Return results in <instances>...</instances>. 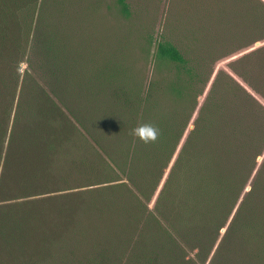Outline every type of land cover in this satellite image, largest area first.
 <instances>
[{
	"label": "trees",
	"instance_id": "obj_1",
	"mask_svg": "<svg viewBox=\"0 0 264 264\" xmlns=\"http://www.w3.org/2000/svg\"><path fill=\"white\" fill-rule=\"evenodd\" d=\"M40 6L39 0H0V264H203L261 153H237L242 147L238 125L229 133L225 130L219 103L207 106L204 101L191 125L192 111L176 115L164 110L160 183L168 174L160 185V219L148 210L141 222L138 211L145 213V208L130 216L127 206L110 196L106 207L92 195L94 190L84 189L95 184L91 178L102 176L99 167L92 162L73 161L72 167L57 163L63 144L80 127H88L63 92L47 90L28 69L22 76L21 64L30 63V53L40 45L48 58L54 41L52 35L43 46L38 38L34 23L37 16L41 19ZM122 11L128 13L125 5ZM156 56L175 65L177 79L169 90L179 100L193 94L197 103L202 89L184 53L163 39ZM79 166L86 171L77 170ZM259 173L220 243L227 254L218 248L211 264H264V257L248 243L256 232L264 243V217L258 220L264 206L257 205L254 195ZM76 175L84 183H76ZM107 212L117 219L115 230L99 228L101 234L93 235L90 216ZM201 216L205 223L199 222ZM235 236L245 244L248 260L236 256Z\"/></svg>",
	"mask_w": 264,
	"mask_h": 264
},
{
	"label": "rangeland",
	"instance_id": "obj_2",
	"mask_svg": "<svg viewBox=\"0 0 264 264\" xmlns=\"http://www.w3.org/2000/svg\"><path fill=\"white\" fill-rule=\"evenodd\" d=\"M39 5L41 19L37 16L34 23L38 38L43 44L53 35L54 41L48 58L40 45L30 53V63L21 64L22 76L28 69L47 90L63 92L65 102L88 127H80L63 144L57 163L72 167L73 161L92 162L99 167L102 176L91 178L95 184L84 189L94 190L92 195L106 207L110 196L122 201L130 216L142 214L141 222L148 210L160 219V185L168 174L160 183L164 110L176 115L192 111L191 125L204 101L207 106L219 103L225 130L229 133L238 125L242 147L237 153H261L212 252L203 260L211 264L258 171L255 202L264 206V0H39ZM163 39L175 44L196 72L202 89L197 103L193 94L179 100L169 90L177 73L173 63L156 56ZM49 67L59 83H54ZM83 168L85 172L84 166L77 170ZM75 177L76 183H84ZM137 208H145V213H137ZM259 216L258 220L264 217ZM205 218L199 222L205 223ZM90 219L93 235L101 234L99 228L110 232L117 222L113 212ZM255 236L248 243L264 257L262 237L257 232ZM239 237L233 238L239 245L236 256L248 260Z\"/></svg>",
	"mask_w": 264,
	"mask_h": 264
}]
</instances>
